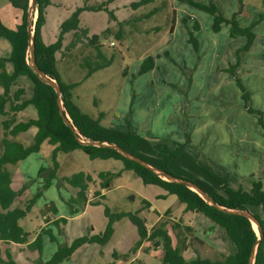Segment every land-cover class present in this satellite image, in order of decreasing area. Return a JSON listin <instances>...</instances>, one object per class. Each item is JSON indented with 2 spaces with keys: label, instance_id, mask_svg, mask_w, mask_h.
I'll use <instances>...</instances> for the list:
<instances>
[{
  "label": "rangeland",
  "instance_id": "1",
  "mask_svg": "<svg viewBox=\"0 0 264 264\" xmlns=\"http://www.w3.org/2000/svg\"><path fill=\"white\" fill-rule=\"evenodd\" d=\"M50 1L52 5L46 8V21L42 29L46 43L55 42L58 26L85 2ZM102 1L87 0V4ZM193 1L203 5L212 2L225 18L231 19L234 16L239 27L251 28L254 41L248 51L243 50L247 44L246 37L230 38L229 27L224 25L214 31L210 15L180 1L156 0L146 7L134 9L132 4L138 0H114L108 9L113 11L115 19H110L105 11H82L79 14L80 25L88 30V35L100 37L102 52L107 56L113 54L111 66L85 78L87 70L79 64L83 57L93 56L95 52L84 44L75 51L58 53L57 69L64 82L79 84L72 94L80 110L94 118L103 115L101 124L106 128L126 131L128 120L132 133L157 139L155 141H167L171 148L183 145L185 134H188L189 144L168 166L174 176L199 180L219 188L210 177L211 172L219 177L226 176L227 185L233 190L241 188L249 191L255 181H259L264 189V129L258 122L260 117L264 122V0ZM153 8H158L159 12L143 20L142 16ZM173 11L175 23L171 32ZM17 17L20 18V13L9 0H0L1 23L8 29H14ZM182 19H186L187 23L183 24ZM126 21L128 23L124 25ZM195 23L198 25L197 30H194ZM106 29L110 33L104 36L102 34ZM120 31L121 38H117ZM190 35L198 42L197 52L189 43ZM70 38H66L64 45L69 43ZM10 51L9 42L0 39V57L8 56ZM147 57L154 60L155 67L138 76V70ZM8 70H12L10 65ZM236 80L249 95L246 105ZM19 83L27 86V97H30V81L20 78ZM247 109L254 113H249ZM35 115V109L28 106L17 115V120L26 121ZM35 133L36 129L31 128L16 140L28 146L33 142ZM51 150L52 147L44 143L39 153L6 167L11 174L14 189L26 186L13 207L33 198L41 189L45 176L39 175L38 171L40 167H51ZM73 153L79 163L68 176L84 168L96 173L99 168L109 170L122 165L115 160H90L81 151ZM61 157L62 154L58 159ZM114 173L122 175L123 172L116 170ZM130 175L126 173L114 178L111 189L102 192L105 199L101 205L87 204L85 212L71 201L76 197V190L66 184L61 186L57 180H53L27 216L19 221V225L30 234L31 242L36 230L43 226V218H52L49 208L53 204L57 213L68 220L66 224L59 225L60 232L56 226L50 229L54 230V234L59 233L62 243H70L89 234L92 229L96 234L104 229L107 223L103 215L105 206L112 212H136L142 208L144 198L149 200L153 213L159 211L158 216L162 215L155 225L160 221L166 222L174 245L188 242L190 235L184 230L188 226L212 251L223 254L234 252V245L221 228L201 214L185 212L184 206L174 196L157 200L155 197L163 194L161 188L145 186L136 177L131 179ZM247 176V182L241 180ZM68 204L78 209L79 213L71 216ZM144 211L141 213L144 218L152 216L150 207ZM251 211L264 221L261 208H252ZM149 225L146 227L151 229ZM175 225L180 228H174ZM254 229L258 234L255 226ZM137 239L136 228L127 218H123L115 223L113 234L105 245L81 246L68 261L61 264H111L113 254H124L123 258H129L130 261L133 258L130 251ZM46 246H49V251L56 249L55 246L51 248L47 242ZM20 247L25 249L22 259L27 258L30 254L28 248L26 245ZM14 248L15 245L9 247L12 252ZM183 255L188 260L195 253L188 248ZM161 256V246L155 248L149 243L145 250H141L140 258L144 259L139 261L160 264ZM115 261L122 264L123 260Z\"/></svg>",
  "mask_w": 264,
  "mask_h": 264
},
{
  "label": "trees",
  "instance_id": "2",
  "mask_svg": "<svg viewBox=\"0 0 264 264\" xmlns=\"http://www.w3.org/2000/svg\"><path fill=\"white\" fill-rule=\"evenodd\" d=\"M113 1L103 0L100 3L89 5L87 0H85L81 8L77 9L66 21L59 25L55 42L46 44L42 38V29L46 21V8L51 5V1L35 0L34 59L40 71L58 85L60 99L64 108L63 116L67 115L71 121V126H68L59 112L58 95L54 88L43 83L29 64L27 20L30 0H9L13 8L19 11L20 18H18L14 29H8L0 21V39L7 40L11 46L10 54L7 57H0V264H17L10 254L9 244H28L29 249L36 250L38 253L40 261L37 264H61L68 261L81 246L86 244L105 245L113 234L115 223H118L123 218H127L131 225L136 228L138 236L133 249L130 251L131 256L137 252L143 243L149 242L155 248L161 246L162 258L160 264H249L250 255L257 242L258 234L251 221L247 218L218 211L214 207L209 206L190 188L165 181L139 164L125 159L115 151L82 145L77 141L76 137L80 136L90 141L115 144L131 155L176 178L179 177L174 176L169 171L168 166L179 157L185 146L190 142L189 135L185 134L183 145L171 148L172 146L168 145L167 141H155L132 133L129 129L130 123L128 120L126 121V131L106 128L101 124L103 115H98L96 118L89 116L83 113L74 102L72 92L79 84L66 83L62 80L57 69L56 56L61 52H63L61 54H64V52L75 51L86 44L95 52V55H87L81 59L79 66L87 70L85 78L111 66L114 60L113 54L107 56L102 52L100 37H90L88 35V30L80 26L79 14L82 11H105L110 19H115L113 11L108 9V5ZM155 1L138 0V2L132 4V7L134 9L143 8ZM177 1L210 15L213 19L212 27L214 31L220 30L221 26L224 25L229 27L230 38H236L237 36L246 37L247 44L243 48L244 51H248L252 45L254 35L251 28L239 27L234 16L231 19L225 18L212 2L208 5H203L193 0ZM158 12V8H153L144 14L142 19H149ZM171 22V32H173L175 11L172 13ZM126 23L128 21L123 24L125 25ZM182 23L186 24L187 20L182 19ZM197 29L198 25L195 23L194 30ZM109 33L110 30L106 29L102 35L105 36ZM68 36L71 37L70 41L67 45H64ZM116 37L121 38V31ZM189 43L192 45L193 50L197 52L198 42L192 35L189 37ZM165 56H168V54L165 53ZM8 65L12 68L11 72L8 71ZM154 67V60L151 57H147L140 66L137 75L142 76L152 71ZM20 78H26L30 81L32 90L30 97H27V86L19 83ZM236 84L243 93L242 98L246 105L249 95L239 81L236 80ZM28 106H32L35 109L36 115L26 121H18L16 119L17 115L25 111ZM247 111L254 113L251 109H247ZM258 114L261 115L260 112ZM258 122L264 129L262 117L259 118ZM31 128H35L36 133L30 145L26 146L16 140L20 134L27 132ZM44 143L52 147L49 159L51 167L49 169L39 168L38 174L45 176H43L41 189L37 191L33 198L22 202L23 205L13 207L15 201L26 190V186H22L18 190L14 189L12 187L11 174L6 167L15 165L32 154L39 153ZM75 150L82 151L90 160L113 159L120 161L123 165V170L132 172L143 185L155 186L163 190V194L155 197L157 200H165L169 196H174L184 206L185 212L201 214L221 228L234 245V252L223 254L215 250L212 251L204 241L194 235L192 229L188 226H185L184 230L189 233L190 239L187 243L181 242L180 246L174 245L173 238L166 228V222L160 221L158 225L147 229L146 219L141 215L146 207L149 208L151 206L146 199L142 200V208L136 212H112L105 206L103 215L107 219V223L104 229L97 234L92 230L93 234L90 232L74 239L70 243L59 242L52 230L49 229V226H56L58 232H60L59 225L66 224L67 219L58 218L51 223H48V220L44 221L46 225L29 243L30 234L24 231L19 225V221L27 216L37 199L50 187L53 180H57L61 186L66 184L75 189L76 197L72 198L71 201L72 203H77L79 208L83 209L87 204L91 206L101 205L105 199V195L102 192L109 191L113 179L120 176V173L112 172H100L97 175H93L89 172L79 171L70 176L59 177V155H69ZM164 150L167 151L163 153ZM209 175L219 188L195 179L185 180L194 183L216 204L228 209L249 211L254 216L260 226V242L252 264H264V221L251 211L252 208L257 207L264 211V189L262 184L259 181H255L252 182L249 191L241 188L233 190L226 184V178H221L211 172H209ZM49 209L53 215H57L56 207L53 204H51ZM68 211L71 216L79 213V210L71 204H68ZM166 214H168V211ZM174 228H180V226L175 225ZM43 236L48 238L49 243H54L56 246V250L46 261L41 258L43 254ZM188 248L194 251L195 256L187 260L183 252ZM112 258L117 260L118 255L113 254ZM132 264L145 263L136 260Z\"/></svg>",
  "mask_w": 264,
  "mask_h": 264
},
{
  "label": "water",
  "instance_id": "3",
  "mask_svg": "<svg viewBox=\"0 0 264 264\" xmlns=\"http://www.w3.org/2000/svg\"><path fill=\"white\" fill-rule=\"evenodd\" d=\"M35 14H36L35 0H30L29 9H28V20H27V31L29 34V39H28L29 59H30L29 64H30L31 68L33 69V71L35 72V74L38 76V78L43 83L51 85L54 88L55 92L58 95L57 103H58L59 112L63 116L64 108L62 106V102L60 99V90H59L58 85L53 80H50L42 71H40V69L37 67L35 59H34L33 30H34V22L36 20ZM64 120H65L66 125L71 126V121L67 115L64 117ZM73 131L75 132V130H73ZM76 139L82 145H87V146H91V147H95V148L108 149V150L115 151V152L119 153L120 155H122L125 159L139 164L140 166L146 168L147 170L151 171L156 176L162 178L165 181H168L171 183H176V184L183 185V186L190 188V190L197 193L209 206L214 207L218 211H221V212H224L227 214H231V215L243 216V217L247 218L256 227L258 234L260 233L259 223L257 222V220L254 218V216L249 211L233 210V209H228V208L222 207V206L216 204L208 195H206L202 190H200L194 183L187 181L185 179L170 176L167 173L155 168L152 165H149L148 163L142 161L141 159H139V158L131 155L130 153L124 151L123 149H121L120 147H118L115 144H111L108 142L90 141V140H86L85 138H82L80 136L79 137L77 136ZM259 242H260V238L258 237L257 242L255 243V245L252 249L250 259H249V264H252V262H253V258L256 255V251H257Z\"/></svg>",
  "mask_w": 264,
  "mask_h": 264
},
{
  "label": "crops",
  "instance_id": "4",
  "mask_svg": "<svg viewBox=\"0 0 264 264\" xmlns=\"http://www.w3.org/2000/svg\"><path fill=\"white\" fill-rule=\"evenodd\" d=\"M51 5H52V3H51ZM18 22V17L16 18V23ZM81 26V25H80ZM59 27V26H58ZM82 27V26H81ZM83 28V27H82ZM86 29V28H85ZM57 31H58V28H57ZM42 38H43V36H42ZM56 38V37H55ZM44 41V40H43ZM45 42V41H44ZM46 43V42H45ZM46 44H51V43H46ZM4 57H7V56H4ZM56 58H57V56H56ZM9 71V70H8ZM9 72H11V71H9ZM33 116H31L30 118H32ZM16 119H17V117H16ZM149 139V138H148ZM151 140H157V139H151ZM52 151V150H51ZM75 151H80V150H75ZM82 152V151H81ZM83 153V152H82ZM73 152L71 153V154H69V155H62L63 157H61V158H59L58 159V163H59V171H58V176L59 177H63V176H68L67 174H70V173H72L73 171H74V167L76 166V164L77 163H79L78 162V159H76L74 156H73ZM61 159H62V161H61ZM95 160H100V159H95ZM109 160H113V159H109ZM176 160V159H175ZM102 161H107V160H102ZM116 161V160H115ZM49 162H50V160H49ZM122 164V163H121ZM116 170H121L123 173H122V175H124V174H126V173H129V174H132V175H130L131 176V179L132 178H134V177H136L132 172H130V171H124L123 170V165H121V166H119L118 168H114V169H109V170H107V169H105V168H103V169H98L97 170V172L95 173V171H91L90 169H88V168H84V170H82V171H85V172H89V173H91V174H93V175H97L98 173H100V172H115ZM122 175H120L119 177H121ZM44 175H42V177H43ZM129 176V177H130ZM253 175H250V177H252ZM221 178H226V181H227V177L225 176V177H221ZM249 178H248V176L247 177H244V178H242L241 180L242 181H244V182H247V180H248ZM251 180H249V182H250ZM248 182V183H249ZM226 184H227V182H226ZM105 195V194H104ZM168 198V197H167ZM142 199H144V198H142ZM147 200V199H146ZM17 201V200H16ZM15 201V202H16ZM148 202H149V200H147ZM86 207H87V205L83 208V212H85V210H86ZM153 207L152 206H150V212H152L153 210ZM158 211V210H157ZM145 212V211H144ZM50 214H52V213H50ZM158 214H159V211H158V213H153L152 212V216L150 217V215H149V217L148 218H146L145 217V219H146V226L148 227V223H150V225H149V227L150 228H152L154 225H155V223L158 221V219L160 220L161 219V217H162V215H159L158 216ZM77 215V214H76ZM58 218H66V217H62V216H60L58 213H57V215H53L52 214V218H49L48 216H47V219H46V217L45 218H43L44 220H43V226H40L38 229H39V231H37L36 230V232H35V236L38 234V233H40L41 232V229L46 225L45 224V222L44 221H47L48 220V223H51L52 221H54V220H56V219H58ZM46 219V220H45ZM72 219V218H71ZM154 219H156V221H154ZM67 220H68V218H67ZM151 220H153L152 222H151ZM148 221H150V222H148ZM50 227L51 226H49V229H50ZM148 229V228H147ZM52 230V229H51ZM93 230V229H92ZM53 231V234H54V230H52ZM94 232V231H93ZM95 233V232H94ZM55 235V237H56V239H60L59 237H58V233H56V234H54ZM34 236V237H35ZM34 239V238H33ZM33 239H32V241H33ZM47 240V241H46ZM31 241V242H32ZM31 242H29V243H31ZM43 254H42V260L43 261H46V260H48L49 258H50V256L54 253V251L56 250H51V251H49V246H46V242L49 244V245H51V248L52 247H54L55 246V244L53 243V244H51V243H49V241H48V238L46 237V236H43ZM59 242H61L60 240H59ZM148 244L149 243H147V242H145V244H142L141 245V247L137 250V252L134 254V255H132V259L129 261V258H123L124 257V254H120L119 256H118V259H122L123 261H122V264H132L134 261H136V260H139V259H144V258H140L141 257V250L142 249H146L147 248V246H148ZM13 245H15V244H9L8 245V248L9 247H11V246H13ZM16 246V248H14L13 249V252L12 251H10V249H9V251H10V254H11V256H12V258H13V260L17 263V264H28L29 262H35V264H37L38 263V261H40L39 260V256H38V253H37V251L36 250H32V249H29L28 248V244H26V247L28 248V252H30V254L28 255V257L27 258H24V259H22V257L25 255V253L23 254L22 252L23 251H25V249L24 248H21L20 246L21 245H15ZM45 246H46V248L48 249V252H47V255L45 254ZM55 248H56V246H55ZM20 251V252H19ZM162 257V256H161ZM23 261V262H22ZM66 262V261H65ZM110 263H115V264H119V263H117V261H115L114 259H112L111 260V262ZM149 263V262H148ZM150 264V263H149Z\"/></svg>",
  "mask_w": 264,
  "mask_h": 264
},
{
  "label": "bare ground",
  "instance_id": "5",
  "mask_svg": "<svg viewBox=\"0 0 264 264\" xmlns=\"http://www.w3.org/2000/svg\"><path fill=\"white\" fill-rule=\"evenodd\" d=\"M254 226V225H253Z\"/></svg>",
  "mask_w": 264,
  "mask_h": 264
}]
</instances>
